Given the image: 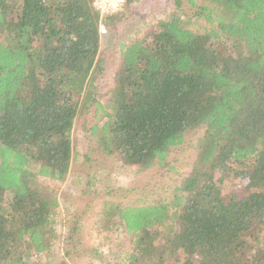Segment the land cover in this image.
Returning <instances> with one entry per match:
<instances>
[{
  "label": "trees",
  "instance_id": "16d2710c",
  "mask_svg": "<svg viewBox=\"0 0 264 264\" xmlns=\"http://www.w3.org/2000/svg\"><path fill=\"white\" fill-rule=\"evenodd\" d=\"M93 1L0 0V264H44L60 242L66 261L95 254L81 217L58 232L87 112L99 153L124 166L175 178L170 155L197 152L143 206L103 203L113 264H264V0H170L178 13L118 44L109 77L100 28L118 33L139 0L107 16ZM229 178L244 185L225 196Z\"/></svg>",
  "mask_w": 264,
  "mask_h": 264
},
{
  "label": "rangeland",
  "instance_id": "374dc122",
  "mask_svg": "<svg viewBox=\"0 0 264 264\" xmlns=\"http://www.w3.org/2000/svg\"><path fill=\"white\" fill-rule=\"evenodd\" d=\"M176 13L178 12L170 0H139L133 5L127 19L119 25L118 33L107 31V35L102 39L99 57L104 59L107 76H112L115 70L118 44L126 45L135 39L147 37L159 21L167 20ZM78 116L71 135V167L65 180L56 185L59 192V222H68L65 226H58V232L60 240L63 241L72 228L74 218L81 217L80 230L78 229L80 239L85 245L92 244L95 254L88 253L80 261H66L63 257L64 245L60 242L54 253L43 259V263L63 264L65 261L66 264H113L110 254L119 246L121 240L118 233L100 231L102 228L99 226V214L104 207L103 203L107 202L110 206L117 205L120 208L143 206L146 201L155 198L152 191L155 185L182 178L184 172H189L197 158V152L190 148L185 153L170 155L169 160L178 157L174 164V173L177 174L175 178L164 170V176H161L156 168L143 171L136 167L124 166L114 156L99 153L97 138L89 134L92 112ZM197 139L195 137L192 143L195 144ZM218 178L216 175L215 179ZM227 180L232 183V191L226 193L223 186L221 191L225 196L240 191L244 185L237 179ZM94 227H97L99 232ZM71 249L75 251L74 248Z\"/></svg>",
  "mask_w": 264,
  "mask_h": 264
},
{
  "label": "built area",
  "instance_id": "2783aa9c",
  "mask_svg": "<svg viewBox=\"0 0 264 264\" xmlns=\"http://www.w3.org/2000/svg\"><path fill=\"white\" fill-rule=\"evenodd\" d=\"M125 0H94L93 6L101 15L107 16L114 14L122 9ZM100 34L105 35L106 31L100 28Z\"/></svg>",
  "mask_w": 264,
  "mask_h": 264
}]
</instances>
